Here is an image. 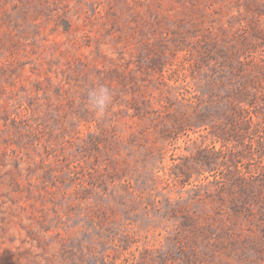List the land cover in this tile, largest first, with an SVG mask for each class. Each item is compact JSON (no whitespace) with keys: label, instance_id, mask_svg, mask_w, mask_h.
<instances>
[{"label":"rangeland","instance_id":"1","mask_svg":"<svg viewBox=\"0 0 264 264\" xmlns=\"http://www.w3.org/2000/svg\"><path fill=\"white\" fill-rule=\"evenodd\" d=\"M0 264H264V0H0Z\"/></svg>","mask_w":264,"mask_h":264},{"label":"clouds","instance_id":"2","mask_svg":"<svg viewBox=\"0 0 264 264\" xmlns=\"http://www.w3.org/2000/svg\"><path fill=\"white\" fill-rule=\"evenodd\" d=\"M89 98L93 102V106L102 114L107 102L110 100L109 89L104 86H98L89 92Z\"/></svg>","mask_w":264,"mask_h":264}]
</instances>
